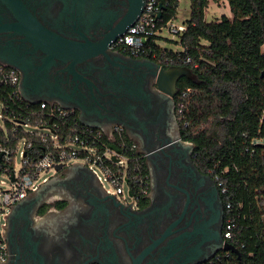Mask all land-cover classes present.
<instances>
[{
    "label": "flooded vegetation",
    "instance_id": "1",
    "mask_svg": "<svg viewBox=\"0 0 264 264\" xmlns=\"http://www.w3.org/2000/svg\"><path fill=\"white\" fill-rule=\"evenodd\" d=\"M67 1L77 22V8L84 11L82 34L69 32L68 23L57 22V29L78 42L102 45L118 32L132 6L146 2ZM63 6V0L56 1V17ZM94 11L98 15L90 21L87 15ZM0 14L4 21L17 19L1 1ZM114 42L74 70L70 60L59 59L45 68L42 50L19 34L0 33V54L25 69L30 88L41 83L32 90L34 98L50 96L75 106L106 131L122 126L144 152L148 171L147 192L124 203L107 194L86 168H64L57 173L61 180L30 193L6 215L2 264H204L233 253L224 248L232 243L225 236L226 207L218 180L195 163L194 143L183 134L177 100L185 77L171 96L159 89L157 65L172 64ZM16 69L22 85L23 72Z\"/></svg>",
    "mask_w": 264,
    "mask_h": 264
},
{
    "label": "trees",
    "instance_id": "2",
    "mask_svg": "<svg viewBox=\"0 0 264 264\" xmlns=\"http://www.w3.org/2000/svg\"><path fill=\"white\" fill-rule=\"evenodd\" d=\"M210 1L190 0L187 28L177 41L181 49L153 46L160 55L158 62L164 64L166 57H173L172 64L187 65L194 72L193 78H184L178 94L179 104L186 100L182 91L193 88L183 134L195 144V163L218 180L226 207L225 228L229 219L235 223L228 240L240 254H223L204 264H264V0H228L233 17L224 14L208 21L205 13ZM160 2V24L177 17L179 0ZM0 93L6 105L1 143L16 148L22 138L32 141L27 153L34 159L52 145L51 139L43 141L44 133L22 127L14 133L7 114L23 113L33 126L56 121L61 131H70L67 122L71 120L48 115L49 106L21 103L11 97L7 86H0Z\"/></svg>",
    "mask_w": 264,
    "mask_h": 264
},
{
    "label": "built area",
    "instance_id": "3",
    "mask_svg": "<svg viewBox=\"0 0 264 264\" xmlns=\"http://www.w3.org/2000/svg\"><path fill=\"white\" fill-rule=\"evenodd\" d=\"M180 1V0H179ZM163 12V4L160 0H146L144 9L138 20L128 28L127 32L120 35L114 42L115 45H122L130 48L134 54L140 56H151L154 59L159 58V53L154 50V44L163 45V33L179 36L187 28L186 22H176V18H171L167 22L160 24L159 13ZM190 62V58L186 59ZM166 64L173 63V57H166ZM173 65V64H172ZM0 86H7L11 89V97H14L21 103L27 105L40 104L42 109L49 106L48 115L54 118H66L71 120L67 122L70 129L67 134L59 128L56 121L50 123L49 120L40 126H33L25 120L23 113L7 114L6 119L12 123L13 132H18L19 127L30 132L44 133L43 141L52 140V145H48L47 150L40 157L33 158L27 151L33 147V142L24 138L18 140L16 148L9 144L0 142V175L5 174L12 185L11 189L4 191L3 204L0 206V264L7 258V248L1 235L2 216L4 218L11 210L12 206L24 199L30 193L36 192L44 182L51 177L43 178V182L38 183L41 172L55 168L62 164L68 168L70 163L81 164L92 173L97 182L107 192V194L122 195L123 185L126 183L129 187V194L132 198L145 194L148 186V171L145 170V154L140 151L136 142L129 138L124 128L120 125L114 126L106 131L102 128L85 125L81 122L80 113L75 108H65L60 103L54 101L42 100L37 103L30 102L21 93L20 74L12 66L0 62ZM193 91L192 87H187L182 91L181 96L186 100L179 102V114L184 122L187 118V99ZM3 95L0 93V98ZM1 120L0 125L4 131L5 120L3 109L6 106L4 101H0ZM187 124V121L184 122ZM23 142V149H20V143ZM115 145L117 149H114ZM21 157L19 170L16 168L17 155ZM13 162V166H11ZM32 165L28 172H22L25 166ZM147 171L145 173V171ZM102 170L104 177L98 173ZM57 170L56 172H60ZM57 175V174H56ZM111 182L114 189L105 187L104 181ZM226 189L223 188V192ZM234 221H228L225 230V236L231 237Z\"/></svg>",
    "mask_w": 264,
    "mask_h": 264
},
{
    "label": "water",
    "instance_id": "4",
    "mask_svg": "<svg viewBox=\"0 0 264 264\" xmlns=\"http://www.w3.org/2000/svg\"><path fill=\"white\" fill-rule=\"evenodd\" d=\"M2 4L7 5L12 12H14L16 16L15 21H4L5 19L0 14V33H4L6 31L12 32L14 34H19L23 37L24 40L32 43L35 48L42 50L45 54L44 60L46 67H49L54 63L55 60L59 59L64 62L71 61V69L74 70L75 65L78 62H82L92 57H99L103 54L104 49L112 44L120 35L127 32L128 28L131 27L141 15L146 2L140 3L137 6H132L130 8V12L127 17L124 19L122 24L119 27L117 33L113 34L112 38L106 39V42L101 43H82L76 41L74 38L68 36L67 33H63L61 30L57 29V22L68 23L69 32L73 33V31L82 34L80 24V16L84 17V11L81 7L77 8L79 21L77 22V18H74L75 15L73 13L74 7L70 10L69 2L67 0H63L64 6L61 10L58 11V16L56 17L55 5L57 0H35L33 4L31 0H0ZM76 2V1H75ZM71 14V16H69ZM95 11L89 17L90 21H93L96 18ZM98 15V14H97ZM92 17V18H91ZM162 17V12L159 13V18ZM86 21V20H85ZM61 26V25H59ZM74 35V34H73ZM84 35V34H83ZM113 39V40H112ZM0 62L12 66L14 68H19L23 72V82L20 85V90L22 95L29 100L30 102L37 103L42 100L53 101L50 96H45L41 98H34L32 90L38 88L37 86L41 85V83L37 82L36 84H30L31 88L27 84V72L25 69H22L16 62L10 60L8 57L0 54ZM158 66V86L159 89L164 91L171 96L176 94V84L177 81L182 77L193 78L194 72L192 68L187 65H177L173 64L169 67ZM264 74V72H263ZM80 77V76H79ZM58 83L55 86V89H58ZM35 92V90H33ZM65 108H75V106L66 105L64 103H60ZM93 112V111H90ZM81 122L85 125L94 126L101 128L99 124L93 122L91 120H87V117L83 118V114L80 115ZM195 147V144L193 145ZM114 149H117L115 145H112ZM63 167L62 164L56 166L57 170H61ZM77 167H87L81 164H73L69 166V169H75ZM62 171V170H61ZM90 173V171L87 169ZM92 175V173H90ZM92 177L96 180V178L92 175ZM61 180L57 175L53 176L47 182H44L41 187L36 191L40 193L42 190L51 187L55 182ZM97 181V180H96ZM224 248L226 250H231L234 253L240 254L239 249L233 244L227 243Z\"/></svg>",
    "mask_w": 264,
    "mask_h": 264
},
{
    "label": "rangeland",
    "instance_id": "5",
    "mask_svg": "<svg viewBox=\"0 0 264 264\" xmlns=\"http://www.w3.org/2000/svg\"><path fill=\"white\" fill-rule=\"evenodd\" d=\"M227 15L229 17H233V12L231 10L230 4L228 0H221L219 2H215L213 0L210 1L209 6L206 9L205 17L208 21L215 20V19H220L222 15ZM190 16V0H180L179 1V6H178V13L177 17L175 19L176 22H185ZM163 42L162 44L165 45L168 48H173V49H181L182 45L178 43L179 37L170 33H167L164 31L163 33ZM1 106H0V120H1ZM20 149H23V142L20 143ZM74 161L70 163L72 165ZM21 165V157L18 154L16 158V168L19 170ZM98 173L104 177V173L102 170L98 169ZM56 169L51 168L48 170H45L41 172L39 178H38V183L43 182V178L45 177H51L53 175H56ZM105 187L108 189H114V186L111 184V182L104 181ZM12 185L10 184V180L7 175L1 174L0 175V206L3 204L4 200V191L11 189ZM120 200H122L124 203H130L133 201V198L129 194V187L125 183L123 185V194L119 196ZM5 221L4 216H2L1 223Z\"/></svg>",
    "mask_w": 264,
    "mask_h": 264
}]
</instances>
